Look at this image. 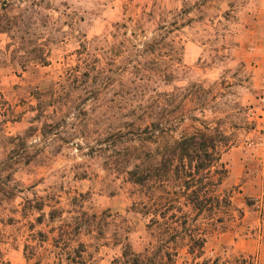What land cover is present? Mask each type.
<instances>
[{
    "label": "rangeland",
    "instance_id": "374dc122",
    "mask_svg": "<svg viewBox=\"0 0 264 264\" xmlns=\"http://www.w3.org/2000/svg\"><path fill=\"white\" fill-rule=\"evenodd\" d=\"M10 1L14 14L27 6ZM35 1L43 9L28 33L44 45L45 66L9 62V40L0 34V264H57L49 231L69 227L75 211L78 220L85 213L83 223L93 215V223L76 235L68 229L74 264H110L124 237L135 253L152 245L147 218L135 211L144 190L103 170L98 152L90 153L105 120L118 116L120 83L130 77L149 99L141 103L170 101L172 109L182 101L187 118L173 139L192 131L189 112L234 131L221 157L235 175L218 188L230 202L224 230L206 236L202 258L264 264V179L256 157L264 151L262 0ZM153 38L152 54L144 55ZM105 73L114 76L109 90ZM198 103L202 110L191 113ZM50 212L58 216L51 222ZM194 263L185 247L170 262Z\"/></svg>",
    "mask_w": 264,
    "mask_h": 264
},
{
    "label": "trees",
    "instance_id": "16d2710c",
    "mask_svg": "<svg viewBox=\"0 0 264 264\" xmlns=\"http://www.w3.org/2000/svg\"><path fill=\"white\" fill-rule=\"evenodd\" d=\"M24 2L27 6H17L18 13L14 14L12 2L0 0V34H6L9 40L4 50L8 51L9 62H16L21 69L45 66L47 53L44 45L28 33L43 8L35 0ZM154 39L141 50L144 55L152 54ZM103 79L105 89H111L114 76L105 73ZM132 80L130 77L120 83L118 95L122 105L117 107L118 116L105 120L104 135L95 142L90 153L98 152L103 170L122 178L140 192L144 190L145 201L134 210L147 218L145 228L148 231L152 229L153 243L144 251L135 253L124 237L120 242V255L110 264H170L183 247L194 264H246L241 258L232 262L219 257L212 260L202 258L206 236L224 230L223 217L227 216L230 202L225 191H218L227 173L221 157L233 146L234 131L219 123L211 127L189 112L192 131L180 133L177 139H173L171 135L187 118L182 101L172 109L170 101H165L158 108L153 107L152 102L141 103L149 99L140 95L142 87L134 85ZM35 99L38 100L37 97ZM202 106L198 103L191 113L202 110ZM74 214L69 227L58 224L49 231L53 247L59 250L57 264L62 261L74 264L66 254L71 241L68 229L73 231L71 235H76L81 225L92 226L93 215L83 223L81 219L85 213L79 214V220L76 217L78 211ZM54 218L58 216L50 212L48 220L51 222ZM199 219L210 228H200L196 224ZM80 254L79 249L74 250V256L79 257Z\"/></svg>",
    "mask_w": 264,
    "mask_h": 264
},
{
    "label": "crops",
    "instance_id": "0c3cea01",
    "mask_svg": "<svg viewBox=\"0 0 264 264\" xmlns=\"http://www.w3.org/2000/svg\"><path fill=\"white\" fill-rule=\"evenodd\" d=\"M261 4H262V8H264V0H262L261 1ZM261 148H258V152L256 153V157L258 158V157H260L261 158V164H262V168H261V176H262V178L264 179V151H262V150H260ZM229 153V150L225 153V154H223L224 156L225 155H227ZM224 168H226V166H224ZM233 171V170H232ZM227 172L226 174H227V177L225 178L226 179V181H228V179H230L231 180V178L233 177V176H235L234 175V172ZM229 174H230V177H229ZM260 185H261V183H260ZM262 218H264V205H263V212H262Z\"/></svg>",
    "mask_w": 264,
    "mask_h": 264
}]
</instances>
